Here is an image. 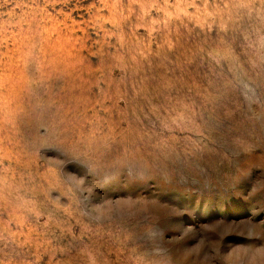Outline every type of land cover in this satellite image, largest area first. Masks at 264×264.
<instances>
[{
	"label": "rangeland",
	"instance_id": "obj_1",
	"mask_svg": "<svg viewBox=\"0 0 264 264\" xmlns=\"http://www.w3.org/2000/svg\"><path fill=\"white\" fill-rule=\"evenodd\" d=\"M0 264H264V0H0Z\"/></svg>",
	"mask_w": 264,
	"mask_h": 264
}]
</instances>
